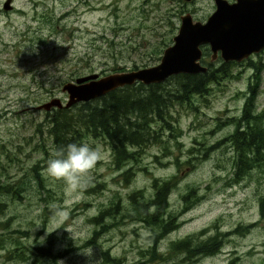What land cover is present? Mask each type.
<instances>
[{"label":"rangeland","instance_id":"rangeland-1","mask_svg":"<svg viewBox=\"0 0 264 264\" xmlns=\"http://www.w3.org/2000/svg\"><path fill=\"white\" fill-rule=\"evenodd\" d=\"M144 1L11 0L12 9L4 11L0 0V183L26 189L19 200L0 195V264H264V167L235 183L234 154L223 142L234 131L230 119L240 116L252 74L243 62L233 67L235 78L210 86L207 105L195 103L196 116L177 114L180 146L164 138L167 152L149 146L136 162L117 168L109 145L87 138L68 170L51 163L53 148L38 127L45 111L34 109L35 99L64 103L67 95L57 85L72 73H81L73 80L103 77L157 64L149 62L145 42L155 39L159 18L177 3L198 8L192 18L199 22L214 9L211 0H151L152 14L143 22ZM116 65L123 70L113 72ZM258 92L260 111L264 72ZM176 159L194 167L179 168L168 207L152 226L135 215L130 198L136 195L142 206L152 202L153 180L177 174ZM191 189L194 198L185 201ZM187 239L186 247L178 246ZM210 239L218 245L214 255L191 253Z\"/></svg>","mask_w":264,"mask_h":264},{"label":"trees","instance_id":"trees-1","mask_svg":"<svg viewBox=\"0 0 264 264\" xmlns=\"http://www.w3.org/2000/svg\"><path fill=\"white\" fill-rule=\"evenodd\" d=\"M150 2L151 0H145L140 8L142 16H145L143 22L152 14L150 6L147 5ZM160 4L161 2L156 4L155 13ZM177 18L179 19L178 12L172 9L170 13H166L165 18L162 16L156 21L155 39L145 42V45L151 49L149 62H158L164 49L172 44L174 31L178 29L175 25ZM162 30L165 35L159 33ZM137 48L131 47L134 50ZM201 51L202 65L207 67L205 73L173 75L158 84L144 85L138 82L89 102L75 104L68 109L51 108L50 111L45 112V117L38 127L43 129L42 132L48 136V141L53 148L52 165L56 169L68 170L69 158L87 138L101 139L108 144L117 168L136 162L138 154L149 146H158L163 152H167L169 142L164 138L173 140L176 147L180 146L178 140L182 136V129L178 125V119L175 118L177 114L184 110L196 116L199 108L195 103L201 100L207 105L212 84L219 85L225 80L235 78L232 69L237 65L236 62H224L220 58H218L219 61L212 62L208 47L203 46ZM207 56L210 58L208 63L204 61ZM243 63H245L244 68L252 71L251 81L249 80L247 85L240 116L230 119L234 123V131L223 140L230 145L234 154L232 175L235 183L250 175L253 169L259 170L264 167V110L258 111L256 107L261 74L264 72V59L254 61L249 58ZM149 66H151L149 63H144L142 67ZM133 69L136 70V66ZM122 70L118 65L112 69L113 72ZM78 75L81 73H72L71 76L62 78L57 87L74 81L73 78ZM49 93L51 89L47 90L44 96ZM42 100L38 97L34 102L42 104ZM133 149L136 150L133 151ZM174 164L177 167V174L164 181L153 180L156 192L152 202L142 206L135 203L140 201L136 195L130 198L135 215L152 226L161 221L168 207L170 191L175 188L177 176L181 172L179 168L189 166L190 169L184 167V170H192L194 167L190 163L180 165L178 159ZM36 179L41 188L42 179L38 173H36ZM25 190V187L21 185L9 186L0 183V195H11L19 200L20 193ZM193 191L190 190V194L184 198L185 201L194 198L191 196ZM259 205L260 214L264 216L262 211L264 197L260 199ZM188 242L189 239L179 243L178 246L186 247ZM217 246L215 241L210 239L203 247H194L191 253L203 256L214 255ZM198 250H200L199 253H197Z\"/></svg>","mask_w":264,"mask_h":264},{"label":"water","instance_id":"water-1","mask_svg":"<svg viewBox=\"0 0 264 264\" xmlns=\"http://www.w3.org/2000/svg\"><path fill=\"white\" fill-rule=\"evenodd\" d=\"M10 2H4V10H11ZM214 2L215 11L205 22L194 21L190 15L180 17L173 42L164 49L157 64L103 77L96 73L80 76L62 86L61 92L67 95L64 103L52 98L34 109H68L138 82L158 84L173 75L205 73L206 67L200 64L203 46L209 47L212 60L219 52L224 62L236 63L264 49V0H237L232 5L225 0Z\"/></svg>","mask_w":264,"mask_h":264},{"label":"flooded vegetation","instance_id":"flooded-vegetation-1","mask_svg":"<svg viewBox=\"0 0 264 264\" xmlns=\"http://www.w3.org/2000/svg\"><path fill=\"white\" fill-rule=\"evenodd\" d=\"M6 1V0H5ZM212 1V3H213V7H214V9H213V11L211 12V13H209L208 14V16L206 17V19L203 21V22H205L206 20H207V18L211 15V14H213V12L215 11V2H214V0H211ZM228 4H230V5H232V4H235V3H237V0H225ZM185 2H188V3H190V2H193V0H185ZM4 4V3H3ZM3 4H2V9L4 10V8H3ZM10 6H11V2H10ZM11 9H12V6H11ZM175 11H177L178 12V14H179V17H181V16H184V15H190L191 17H192V15H195L199 10H198V8H196V7H193V8H188V7H186L185 6V4H183V3H177V6L175 7V9H174ZM4 11H6V10H4ZM7 11H10V10H7ZM180 19V18H179ZM193 19V18H192ZM179 25H180V23H179ZM179 25H178V27H179ZM207 47V46H206ZM202 48V47H201ZM208 49H209V47H208ZM209 51H210V49H209ZM261 52L263 53L264 52V49H262L259 53H256V54H253V55H251L250 57H253V56H255V57H257V60H259V59H261V57H260V54H261ZM210 53H211V61H213L212 60V52L210 51ZM216 57H217V59L218 58H220V55H219V52L216 54ZM215 57V58H216ZM249 57V58H250ZM249 58H247V59H249ZM221 59V58H220ZM222 60V59H221ZM223 61V60H222ZM244 61V60H243ZM243 61H241V62H243ZM230 62H234V61H230ZM240 63V62H239Z\"/></svg>","mask_w":264,"mask_h":264},{"label":"bare ground","instance_id":"bare-ground-1","mask_svg":"<svg viewBox=\"0 0 264 264\" xmlns=\"http://www.w3.org/2000/svg\"><path fill=\"white\" fill-rule=\"evenodd\" d=\"M200 64H201V62H200ZM202 65V64H201ZM202 66H204V65H202ZM204 67H206V66H204ZM206 69H207V67H206ZM180 75V74H179Z\"/></svg>","mask_w":264,"mask_h":264}]
</instances>
